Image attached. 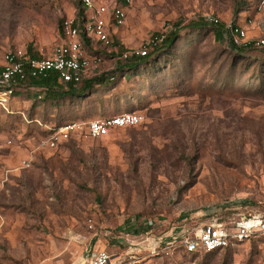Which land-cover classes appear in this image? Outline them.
Returning a JSON list of instances; mask_svg holds the SVG:
<instances>
[{"label":"rangeland","instance_id":"rangeland-1","mask_svg":"<svg viewBox=\"0 0 264 264\" xmlns=\"http://www.w3.org/2000/svg\"><path fill=\"white\" fill-rule=\"evenodd\" d=\"M255 6L136 0L110 45H87L101 62L84 79L103 83L57 102L15 91L0 107V264H87L97 250L125 264H264V237L210 256L161 251L212 218L264 215V50L238 56L229 44L233 27L264 38ZM80 12V0H0V62L14 50L50 57L62 20ZM199 20L203 29L186 27ZM173 30V45L123 78L124 53ZM123 112L144 123L102 139L81 131L55 149L43 143L68 122Z\"/></svg>","mask_w":264,"mask_h":264},{"label":"built area","instance_id":"built-area-1","mask_svg":"<svg viewBox=\"0 0 264 264\" xmlns=\"http://www.w3.org/2000/svg\"><path fill=\"white\" fill-rule=\"evenodd\" d=\"M136 0H80L83 8L81 24L77 20L65 18L60 24L62 43L55 47L50 57H33L23 50L7 51L0 62V107H5L8 99L16 90L27 86L30 80L47 78L56 75L62 84L80 83L86 71L93 65H98L101 58L87 55L79 36L81 26L89 42L110 45L109 28H119L125 25L128 8ZM256 9L264 8V0H256ZM208 25H216L217 18L207 16ZM164 35L152 38L140 49L123 54L130 56H146L148 51L157 46ZM229 41L236 47L252 45L264 49V38L247 40L246 33L239 27L230 30ZM40 97V96H39ZM38 97V98H39ZM144 117L137 113L123 112L112 117L91 120L81 126L68 122L51 131L44 140V145L55 149L61 142L69 140L73 135L86 132L91 139L107 136L114 129L131 128L140 125ZM259 236H264V215L235 214L226 218H212L192 233L185 234L177 242L167 243L161 251L170 254L171 250H180L187 254H206L223 249H231ZM153 246L150 251H154ZM87 264H125L124 258L113 256L105 250L95 251Z\"/></svg>","mask_w":264,"mask_h":264},{"label":"trees","instance_id":"trees-1","mask_svg":"<svg viewBox=\"0 0 264 264\" xmlns=\"http://www.w3.org/2000/svg\"><path fill=\"white\" fill-rule=\"evenodd\" d=\"M80 6H81V2H80ZM83 16H84L83 15V8L81 6L80 18L77 20L79 22V24H81ZM205 25H206L205 22H202L201 20H199L196 22L195 21L190 22L186 27L189 29H192V30H197V29H203L205 27ZM212 30H213L215 39H217V40L222 39V36L224 33V28H222L221 26H217L216 28H213ZM79 36H80V39H81L83 46L85 48V51H86L87 45L89 44V40L85 37L81 26L79 28ZM109 39H110V36H109ZM178 39L179 38H178V31L177 30H173V31L169 32L168 34H165L162 41L157 46L150 49L146 56H143V57L130 56V57L126 58L124 60L125 62L118 66L119 73H121V72L124 73L123 78L126 79L127 73H129V72L131 73V71L132 72L137 71L141 67L143 68V66H145V65L147 66V62L149 63L151 60H153L154 55H156L158 53V51L167 50ZM229 44H230V48L233 50V52L236 54H239L238 56H240L246 50V48H243V47H236L230 41H229ZM249 47H254V46L249 45ZM254 48H257V47H254ZM260 49H262V48H260ZM262 50H264V49H262ZM28 54L33 56V57H38V56H34L33 54H30V53H28ZM261 71L263 72L264 69L259 68V72H261ZM100 83H103V78H101V77L93 78V79H86V80L83 79L78 84H74V83L62 84L58 81V78L56 77V75H50L47 78H43V79H39V80H30L27 83V86H32L33 89H36V91H34V93L32 92L31 94L33 96H35L37 100H41L42 98L45 97V99H47L51 102H57V101L67 100L70 98L81 97L87 91L92 89V87L95 84H100ZM128 113H137V112H128ZM137 114H139V113H137ZM143 123H144V121L140 125H142ZM140 125H138V126H140ZM138 126H136V127H138ZM131 128H135V127H131ZM131 128H121V129H131ZM84 134L87 136L86 132H84ZM102 138H104V137H102ZM102 138H99V139H102ZM221 218H226V217L221 216ZM127 229H129V227H127ZM131 231H132V233L137 234L142 230H137V229L132 228ZM259 237H264V236H259ZM259 237H255L251 240H254V239L259 238ZM250 241H248V242H250ZM230 250L231 249L218 250V251H214L211 253L203 254V256L204 255L210 256V255H213L216 253L227 252ZM180 252L184 255H187V256H195V257L201 256L200 254H187V253H184L182 251H180Z\"/></svg>","mask_w":264,"mask_h":264},{"label":"crops","instance_id":"crops-1","mask_svg":"<svg viewBox=\"0 0 264 264\" xmlns=\"http://www.w3.org/2000/svg\"><path fill=\"white\" fill-rule=\"evenodd\" d=\"M130 8V7H129ZM114 29H117V28H109V36H110V33L114 31ZM27 88V87H26Z\"/></svg>","mask_w":264,"mask_h":264}]
</instances>
